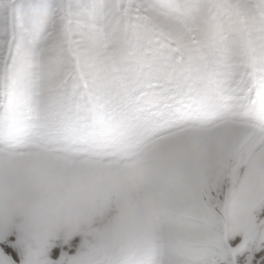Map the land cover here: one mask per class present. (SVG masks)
I'll return each instance as SVG.
<instances>
[{
  "label": "rangeland",
  "instance_id": "obj_1",
  "mask_svg": "<svg viewBox=\"0 0 264 264\" xmlns=\"http://www.w3.org/2000/svg\"><path fill=\"white\" fill-rule=\"evenodd\" d=\"M182 155L216 174L179 203ZM20 161L56 178L19 201L0 179V264H256L264 0H0V170Z\"/></svg>",
  "mask_w": 264,
  "mask_h": 264
},
{
  "label": "bare ground",
  "instance_id": "obj_2",
  "mask_svg": "<svg viewBox=\"0 0 264 264\" xmlns=\"http://www.w3.org/2000/svg\"><path fill=\"white\" fill-rule=\"evenodd\" d=\"M205 140V139H204ZM207 141H209V140H207ZM187 144H188V142H187ZM187 144H184V145H186L187 146ZM192 144V143H191ZM228 144V143H227ZM202 145V144H201ZM226 147V143H225V140L224 139H219L218 141H216V145H210V147L209 148H207V151H210V154H212L213 155V153H214V151L215 150H219V149H223V148H225ZM227 150V149H226ZM225 151V150H224ZM218 152V151H217ZM165 153V152H164ZM196 153V152H195ZM204 153V152H203ZM219 153V152H218ZM229 154V153H228ZM204 157V156H203ZM207 157V156H206ZM204 157V160L203 161H205L206 160V162L208 163V161H209V157ZM182 158H184V160H183V163L180 165L181 166V168H183V169H185V170H190V168H192L191 169V171H192V174H191V176H190V179L189 180H185L184 182H183V188L179 191V192H177V193H173L172 191H174V188L175 187H173L172 189H171V194H172V196L174 197V198H176L177 199V201L180 203H183L184 202V200L186 199V196H187V193H188V188H189V186L192 184V182L194 181V180H196V178H197V176H198V173L199 174H204L205 176H209L210 177V175L212 174V173H214V174H216V170H215V168H214V166L213 165H211L210 164V166H208V167H206V168H203V169H206V171H201V170H203L202 168H199V167H197L196 165H194V167H191L192 166V164L190 163L192 160L190 159V158H188V157H184L183 155H182ZM195 158V157H194ZM217 158V157H216ZM160 159V158H159ZM194 160V159H193ZM214 160V159H213ZM224 160V159H223ZM162 161V160H161ZM161 161H160V163H161ZM157 162V161H156ZM196 162V161H195ZM199 162V161H198ZM197 162V163H198ZM206 162H205V164H206ZM159 163V164H160ZM154 164H156V163H154ZM164 165V164H163ZM15 166V167H14ZM204 167H205V165H204ZM0 179H2L1 180V182H7V181H12V182H21V186H20V188H22L23 190H24V192L26 193V195H21V197L22 198H16L15 199V201H19V200H22L24 197H25V199H27V200H31V195L34 193V191H31V190H33V187H31L30 186V184H32V183H34V182H36L37 181V176H39L38 175V173L40 174L41 172H43V174H47V176L48 177H50L51 175H53L52 177H55V174H50L51 173V171L49 170V168L48 167H42L41 166V164H38V163H36V162H29V163H24V162H22V161H20L19 163H17V165H11V164H8V165H6L5 167H4V169L3 170H0ZM36 172V173H35ZM45 174V175H46ZM64 176L66 175V174H63ZM68 175H71V176H69L70 178L68 179H66V180H64L63 182L61 181V182H59L60 181V179L58 180V181H56V180H54V181H52V183H53V186H55V189H56V193H58V194H63V195H65L66 193H69V191L70 190H72L74 187L76 188V185H77V180L76 181H74V179H73V175L72 174H68ZM197 175V176H196ZM42 175H40V177H41ZM63 176V177H64ZM195 176H196V178H195ZM217 176V175H216ZM204 177V176H203ZM56 178V177H55ZM117 178V177H116ZM217 178V177H216ZM54 179V178H53ZM108 179V178H107ZM106 179V181H108ZM212 179V178H211ZM22 180V181H21ZM116 180V179H115ZM198 180V179H197ZM200 180V179H199ZM198 180V181H199ZM201 181V180H200ZM98 182V181H97ZM202 182V181H201ZM22 183L23 184H26L28 187H27V189H24V187H23V185H22ZM35 184V183H34ZM71 185H75V186H73V187H71ZM209 185H211L212 187H218V183L215 181V180H210V184ZM81 187V186H80ZM211 187V188H212ZM176 189V188H175ZM26 190H28V191H26ZM36 190V189H35ZM177 190H178V188H177ZM38 192V191H37ZM80 193V192H79ZM15 194H16V192H15ZM57 194V195H58ZM78 195V194H77ZM33 196V195H32ZM56 196V195H55ZM170 196V195H169ZM37 197V196H36ZM77 197V196H76ZM35 198V197H34ZM58 198H59V196H58ZM134 198V197H133ZM167 198V197H166ZM130 199V198H129ZM137 200V199H136ZM14 201V200H13ZM167 201V200H166ZM6 202H8V201H6ZM125 202V201H124ZM137 205H139V202H135V200L134 201H131V209H133V210H135L136 211V206ZM183 205V204H182ZM138 208V207H137ZM78 210V209H77ZM138 210V209H137ZM139 210H140V208H139ZM84 211V210H83ZM76 212V211H75ZM254 214H255V216L257 217V218H259V217H262L263 216V214H264V205H262L261 207H258L257 209H255V212H254ZM52 215V214H51Z\"/></svg>",
  "mask_w": 264,
  "mask_h": 264
},
{
  "label": "snow or ice",
  "instance_id": "obj_3",
  "mask_svg": "<svg viewBox=\"0 0 264 264\" xmlns=\"http://www.w3.org/2000/svg\"><path fill=\"white\" fill-rule=\"evenodd\" d=\"M260 260H264V256H261V257H260ZM260 260H257V261H256V264H260Z\"/></svg>",
  "mask_w": 264,
  "mask_h": 264
}]
</instances>
